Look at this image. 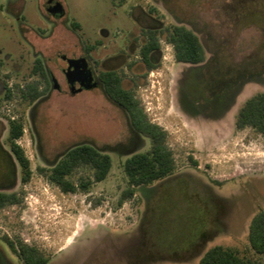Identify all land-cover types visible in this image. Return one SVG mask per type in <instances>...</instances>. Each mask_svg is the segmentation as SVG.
<instances>
[{"label": "rangeland", "instance_id": "rangeland-1", "mask_svg": "<svg viewBox=\"0 0 264 264\" xmlns=\"http://www.w3.org/2000/svg\"><path fill=\"white\" fill-rule=\"evenodd\" d=\"M49 1L64 14L50 15ZM171 24L199 36L203 63L176 62L161 38L155 68L119 70L148 119L165 130L175 170L119 204L127 185L123 161L148 148L144 137L131 140L125 112L98 90L49 88L27 105L15 86L39 79L32 74L37 60L61 77L63 57L87 47L98 60L126 53L140 25ZM258 91H264V0H0V191L19 197L0 207V264H24L4 237L34 246L49 257L46 264H197L214 245L256 257L247 231L264 208V135L235 129L234 117ZM20 116L18 143L32 170L26 183L6 144L7 118ZM81 142L109 154L110 171L87 193L62 192L37 168ZM86 174L77 168L69 179Z\"/></svg>", "mask_w": 264, "mask_h": 264}, {"label": "trees", "instance_id": "trees-1", "mask_svg": "<svg viewBox=\"0 0 264 264\" xmlns=\"http://www.w3.org/2000/svg\"><path fill=\"white\" fill-rule=\"evenodd\" d=\"M143 34L146 40L142 44L141 55L146 71L157 65L149 61V54L159 47L161 38L171 45L174 60L178 63L198 65L206 59L205 48L199 36L183 24H171L152 30L146 29L143 30ZM32 74L37 75L39 79L27 82L22 87L15 86L18 97L27 105L35 102L48 89L47 76L41 61L37 60L34 63ZM103 75L107 97L123 109L131 130L137 136L148 140L146 150L131 153L122 163L127 185L119 195L118 202L121 204L133 197L136 187L151 184L172 174L175 170V162L173 153L167 144L165 130L148 119L140 102L129 89L122 86L121 79L116 74L107 72ZM44 82L45 84H43ZM12 96L13 89L6 87L5 99H11ZM7 123L6 144L9 153L20 168L21 182L26 183L30 179L32 170L29 159L18 143L24 130L23 120L21 116L9 117ZM234 127L237 130L249 128L264 135V91L255 92L242 102L235 113ZM111 164L109 154L91 144L81 142L66 149L50 167H38L37 171L62 192L87 193L93 184L101 182L107 177ZM77 168H86L89 174L81 176L77 182H73L69 176ZM18 201L19 197L16 192L0 191V207L6 204H15ZM3 239L24 264H46L49 261V257L44 256L34 246L21 242L16 245L7 237ZM204 241L205 239L200 244ZM247 241L250 250L256 257H243L230 247L214 245L200 255L197 264H264V208H260L251 217L248 224ZM196 245L194 251L197 252L199 245L198 243Z\"/></svg>", "mask_w": 264, "mask_h": 264}, {"label": "flooded vegetation", "instance_id": "flooded-vegetation-1", "mask_svg": "<svg viewBox=\"0 0 264 264\" xmlns=\"http://www.w3.org/2000/svg\"><path fill=\"white\" fill-rule=\"evenodd\" d=\"M55 2L56 1H51L50 3L47 2L45 4V9L47 10V7H49L51 4ZM49 14L52 15L51 13ZM54 17H60V16H54ZM154 21H157V20L154 19ZM158 28H161V27H159L158 25H153V26L152 25H140L139 37L133 40L134 42H132V44L127 46L126 53L116 52L114 54L107 56L106 58L98 60L92 57V54H91L92 49H88L87 47L85 48V50L83 51L81 55L63 57L64 66L60 68L61 77H57L54 74V72L49 70L47 66L45 65L44 68H45V72L47 76L48 89L51 88L52 90H57L61 92L62 91L80 92V91H88V90L89 91L98 90L102 92L109 101H111L105 93L103 74L107 72L116 74L117 77L121 79L120 81H121L122 86H124L123 85L124 73L119 70L120 68H123V66H125L128 69V71L131 73L134 72L133 70L134 68L143 69L146 71L145 63L143 62L142 55H141V47L144 41L146 40V37L143 34V30H146V29L152 30V29H158ZM159 48H160V45L158 48L154 49L149 54V61L153 64H157V56L159 55ZM69 66L70 68L68 69ZM153 68L149 70H152ZM43 84H45V82ZM124 87L129 89L133 93V96L137 99L132 88H129L126 86ZM46 93L42 95L41 97L45 96ZM112 103L115 104L114 102ZM115 105L119 107L117 104ZM119 108L122 109L121 107ZM131 132H132V135L130 138L132 141H134L135 138H137V135L132 130Z\"/></svg>", "mask_w": 264, "mask_h": 264}, {"label": "water", "instance_id": "water-1", "mask_svg": "<svg viewBox=\"0 0 264 264\" xmlns=\"http://www.w3.org/2000/svg\"><path fill=\"white\" fill-rule=\"evenodd\" d=\"M49 3H50V1H49ZM47 11L54 16H61L64 14V10L58 2H55V3L51 4L49 7H47ZM69 68H70V66L68 67V69Z\"/></svg>", "mask_w": 264, "mask_h": 264}]
</instances>
